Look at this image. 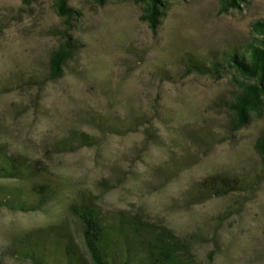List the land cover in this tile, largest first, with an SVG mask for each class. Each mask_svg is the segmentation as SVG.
Instances as JSON below:
<instances>
[{
  "label": "rangeland",
  "instance_id": "rangeland-1",
  "mask_svg": "<svg viewBox=\"0 0 264 264\" xmlns=\"http://www.w3.org/2000/svg\"><path fill=\"white\" fill-rule=\"evenodd\" d=\"M157 4L149 21L147 0H67L66 20L52 0H0V144L43 160L57 191L38 210L0 206V264H31L16 252L19 239L56 223L86 252L69 211L82 196L189 237L195 264H264V106L238 129L230 111L255 78L187 66L188 56L210 67L254 42L264 0ZM66 41L73 54L50 79L49 57ZM72 132L94 143L59 151ZM214 174L254 188L201 194L196 184Z\"/></svg>",
  "mask_w": 264,
  "mask_h": 264
},
{
  "label": "trees",
  "instance_id": "trees-1",
  "mask_svg": "<svg viewBox=\"0 0 264 264\" xmlns=\"http://www.w3.org/2000/svg\"><path fill=\"white\" fill-rule=\"evenodd\" d=\"M52 1L57 14L66 17V20L72 17L73 10L67 6V0ZM147 1L148 20L152 21L158 14L157 3L160 0ZM253 27L258 36L254 42L224 51L222 59L214 56L210 67L188 56L187 66L200 73L230 68L243 76L255 78V82L246 85L230 105L236 129L244 126L253 113H258L264 106V19L257 21ZM74 47L66 41L52 52L48 61L50 79L60 76ZM110 128V131L101 132L117 130ZM90 138L82 132H72L60 139L56 148L70 151L76 144H93ZM256 150L264 168V133L256 142ZM47 171L43 160L29 159L0 144V206L21 211L38 210L45 206L57 193L50 182L43 180ZM196 185L203 195L225 197L252 190L254 181L241 175L214 174ZM69 211L78 223L86 252L82 251L73 231L66 224L56 223L25 233L15 247L19 258L31 264H195L189 237L180 236L136 212L105 210L84 196L71 204Z\"/></svg>",
  "mask_w": 264,
  "mask_h": 264
}]
</instances>
